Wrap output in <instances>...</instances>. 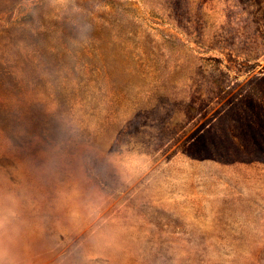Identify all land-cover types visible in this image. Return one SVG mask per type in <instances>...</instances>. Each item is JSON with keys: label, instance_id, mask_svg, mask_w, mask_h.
Here are the masks:
<instances>
[{"label": "rangeland", "instance_id": "1", "mask_svg": "<svg viewBox=\"0 0 264 264\" xmlns=\"http://www.w3.org/2000/svg\"><path fill=\"white\" fill-rule=\"evenodd\" d=\"M0 264H264V0H0Z\"/></svg>", "mask_w": 264, "mask_h": 264}]
</instances>
